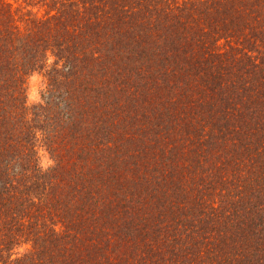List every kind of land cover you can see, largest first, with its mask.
<instances>
[{
  "label": "trees",
  "instance_id": "obj_1",
  "mask_svg": "<svg viewBox=\"0 0 264 264\" xmlns=\"http://www.w3.org/2000/svg\"><path fill=\"white\" fill-rule=\"evenodd\" d=\"M0 264H264V0H0Z\"/></svg>",
  "mask_w": 264,
  "mask_h": 264
},
{
  "label": "rangeland",
  "instance_id": "obj_2",
  "mask_svg": "<svg viewBox=\"0 0 264 264\" xmlns=\"http://www.w3.org/2000/svg\"><path fill=\"white\" fill-rule=\"evenodd\" d=\"M41 85V77L39 75H32L29 79V99L35 100L39 95V88Z\"/></svg>",
  "mask_w": 264,
  "mask_h": 264
}]
</instances>
